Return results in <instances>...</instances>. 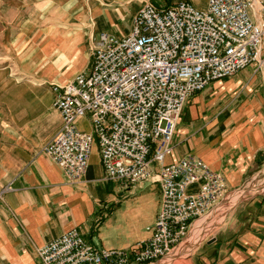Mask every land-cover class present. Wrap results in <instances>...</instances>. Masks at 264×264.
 Here are the masks:
<instances>
[{
  "label": "crops",
  "instance_id": "obj_1",
  "mask_svg": "<svg viewBox=\"0 0 264 264\" xmlns=\"http://www.w3.org/2000/svg\"><path fill=\"white\" fill-rule=\"evenodd\" d=\"M179 1L197 8H205L208 3ZM140 2L70 0L63 9L65 2H57V15L36 31L33 40L38 49L33 56L39 62V73H0V85L9 94L5 103H0V110H5V120L0 119V193L9 187L0 197V264H38V249L71 228H78L93 243L96 238L105 240L113 246L108 248L121 243L124 247L134 245L120 236L115 242L114 237L101 231L107 226L119 227L131 204L116 208L110 199L112 180L106 178L98 144L93 147L86 174L76 183L66 178L61 165L42 148L62 126L53 86L65 84L92 67L100 32L119 29L123 33L120 37L127 35L122 25L133 20L142 6ZM78 127L92 130L89 118L80 119ZM172 146L167 164L194 154L223 174L231 192L255 187L262 180L264 43L250 66L212 82L189 99ZM145 184H151L144 194L146 203L151 204L152 222L140 240L151 236L161 206L159 184ZM197 189L195 185L191 190ZM188 261L264 264V189L237 205L226 229L200 243Z\"/></svg>",
  "mask_w": 264,
  "mask_h": 264
},
{
  "label": "built area",
  "instance_id": "obj_2",
  "mask_svg": "<svg viewBox=\"0 0 264 264\" xmlns=\"http://www.w3.org/2000/svg\"><path fill=\"white\" fill-rule=\"evenodd\" d=\"M263 43L264 0H208L205 8L147 0L127 35L100 32L92 67L53 86L62 126L42 151L76 183L97 143L106 178L158 183L160 210L151 236L130 247L99 246L71 228L38 249V264H155L176 253L231 193L223 174L194 154L166 163L183 110L194 94L255 62ZM83 118L91 132L78 127Z\"/></svg>",
  "mask_w": 264,
  "mask_h": 264
},
{
  "label": "rangeland",
  "instance_id": "obj_3",
  "mask_svg": "<svg viewBox=\"0 0 264 264\" xmlns=\"http://www.w3.org/2000/svg\"><path fill=\"white\" fill-rule=\"evenodd\" d=\"M70 0H0V73H39L38 63L33 55L37 53V45L33 42L37 38L36 31L44 27L47 22L53 19L57 14V2L63 3L61 8ZM147 1L141 0L140 3ZM159 4L160 6H171L175 1L179 0H149ZM198 5V1H194ZM123 29L129 33L132 26V21L123 23ZM117 36L123 35L119 29L111 31ZM20 41L19 43L17 41ZM96 43V40H95ZM17 44V45H16ZM23 45V46H21ZM24 49V53L22 50ZM33 54H32V53ZM15 77V76H14ZM15 80V78H13ZM3 79H0V84ZM9 95V94H7ZM6 93L4 88L0 85V103H5ZM0 119L5 120V110H0ZM257 185H250L242 188L239 191L231 192L229 200H224L220 203V207L206 216L201 222L204 224V229H201L199 236L191 232L187 239L180 245L178 251L170 258L166 257L164 260L156 262L155 264H188L189 256L192 251L202 242L211 239L216 234H220L226 229L230 221V214L233 209L250 199L252 195L264 189V175L262 180ZM151 184H144L143 186H130L127 189L123 186L121 181L112 180L110 189V199L114 200L116 208L125 207L128 203L131 204L126 210L121 219V224L117 228L108 227L102 228L104 236L110 234L116 240L121 237L122 241L127 239L132 240L135 244L140 241L143 232H146V226L152 222L151 204L145 201V192L149 189ZM119 213V212H117ZM197 224V223H196ZM105 230V231H104ZM99 246L113 247L98 238L93 240ZM131 241V242H132ZM195 242V243H194ZM123 244H117L116 248L124 247ZM193 246V247H192ZM182 250L183 253H181ZM185 253V254H184ZM182 254V255H181ZM178 256V258H176ZM180 256V257H179ZM168 258V259H167ZM172 258V261H169ZM172 262V263H171Z\"/></svg>",
  "mask_w": 264,
  "mask_h": 264
},
{
  "label": "bare ground",
  "instance_id": "obj_4",
  "mask_svg": "<svg viewBox=\"0 0 264 264\" xmlns=\"http://www.w3.org/2000/svg\"><path fill=\"white\" fill-rule=\"evenodd\" d=\"M60 38H61V37H60ZM239 192H240V191H239ZM205 223H206V222H201V220H199V221L197 222V224L195 225V227H194V229H193V232L196 233L195 236H197V235L199 236V234L201 233V229H204V227H205V226H204ZM193 232H192V233H193ZM189 235H190V234H189ZM194 243H195V242H194ZM192 247H193V246H192ZM177 251H178V250H177ZM183 251H185V250H182L181 253H183ZM174 254H175V253H174ZM174 254H172V255H174ZM184 254H185V253H184ZM172 255L168 256V258H170ZM181 255H182V254H181ZM179 257H180V256H179ZM168 258H167V259H168ZM176 258H178V256H176ZM176 258H175V259H176ZM173 259H174V258L170 259L169 261H172ZM175 259H174V260H175ZM171 263H172V262H171Z\"/></svg>",
  "mask_w": 264,
  "mask_h": 264
},
{
  "label": "water",
  "instance_id": "obj_5",
  "mask_svg": "<svg viewBox=\"0 0 264 264\" xmlns=\"http://www.w3.org/2000/svg\"><path fill=\"white\" fill-rule=\"evenodd\" d=\"M214 241V239H212L210 242Z\"/></svg>",
  "mask_w": 264,
  "mask_h": 264
}]
</instances>
